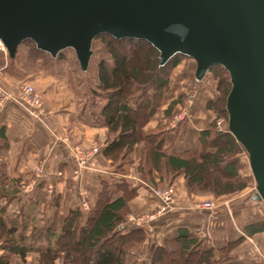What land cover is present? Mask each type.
Masks as SVG:
<instances>
[{
  "label": "trees",
  "instance_id": "1",
  "mask_svg": "<svg viewBox=\"0 0 264 264\" xmlns=\"http://www.w3.org/2000/svg\"><path fill=\"white\" fill-rule=\"evenodd\" d=\"M96 40L100 41V49L106 56L96 64V81L91 94H101L104 100L100 106L93 101L90 105L97 108L93 118L107 129L106 143L101 149L104 158L112 162L118 160L122 173L125 171L123 164L132 154L135 144L145 140L143 151L150 165L155 170L162 169L173 175L183 173L187 186L207 187L216 195L245 188L246 183L239 176L242 165L236 157L243 148L227 129H216L215 121L200 130L193 149L186 148L175 154L163 149L167 131L147 132L143 129L174 87L173 81L170 82L173 69L183 59L191 58L176 54L160 65L159 52L147 41L116 39L105 33L94 38L93 54ZM21 47L25 49L24 58L28 61H59L65 55L61 51L52 58L38 50L31 40H25L20 44L16 57L9 59V66L18 59ZM208 71L213 72L214 78L219 81L218 88H221L224 96L227 95L230 88L228 72L220 65H213ZM222 100L221 96L208 100L203 107L226 118ZM180 102L179 95L172 98L163 114L169 116ZM112 175L101 180V191L87 212L78 205L67 208L62 215L56 211L52 213L42 226L44 243L40 241L35 244L34 237L26 234L28 227L31 230L37 228L36 213L43 198L29 202L22 213L10 217L5 207H0V245L3 250L0 264H8L12 255L25 258L30 251L37 252L39 264H51L59 257L66 258L68 264H124V244L141 240L145 233L140 227L123 224L120 210L127 202L126 193L130 196L136 191L122 177L110 180ZM17 193L16 187H0V197L6 198V201L16 197ZM11 224L14 228L8 227ZM16 226L19 227L18 234L14 233ZM261 231H264V220L243 227L247 236ZM111 239L116 240V246L109 244ZM243 240L244 236H239L234 240H226L224 246L206 247L188 229L179 228L175 236L165 238L154 247L150 264H164V258L171 260L172 264H237V259H234L235 263L230 262L233 257L229 251ZM216 250L226 251L224 256L216 257Z\"/></svg>",
  "mask_w": 264,
  "mask_h": 264
},
{
  "label": "water",
  "instance_id": "2",
  "mask_svg": "<svg viewBox=\"0 0 264 264\" xmlns=\"http://www.w3.org/2000/svg\"><path fill=\"white\" fill-rule=\"evenodd\" d=\"M145 40L160 65L176 54L194 61L200 82L213 65L229 75L227 131L247 155L264 202V0H0V42L9 59L20 44L55 58L70 49L86 71L99 34Z\"/></svg>",
  "mask_w": 264,
  "mask_h": 264
},
{
  "label": "rangeland",
  "instance_id": "3",
  "mask_svg": "<svg viewBox=\"0 0 264 264\" xmlns=\"http://www.w3.org/2000/svg\"><path fill=\"white\" fill-rule=\"evenodd\" d=\"M94 49H95V53L92 55L86 71H81L79 69V65L75 59V55L73 51L70 49H66L64 51L65 55L63 59L59 61H53L48 59L46 60L36 59L33 61H28L25 60L24 58L25 49H23V47H21L20 49L21 51L18 59L14 63H12L11 69L12 71H17V76L23 79L22 80L23 82L19 86L28 83L35 88V86L29 81H31V79L36 74L41 72L46 74H51L53 76H61L66 80L70 90L74 94V97H76L75 100L80 98L83 100L84 104L82 108L84 113L82 115L84 119L89 120L97 109L96 107L95 109L94 106L90 105L91 101H93L94 103L96 102L100 106L104 100L101 97V94H98V96H93V94H91V91H93L92 89L96 81V64L100 58L106 56L103 50L100 49L99 40H96L94 42ZM4 55L5 53L3 54V56ZM193 76H194L193 60L187 58L183 59L173 69L170 78V82L173 81V84L175 86L176 83H178V89L173 91V87H172V90L168 94V95L174 94L175 97L179 95L180 101L182 102H180L178 105H176L173 108L169 116L163 114V110L166 108L169 102L168 103H166V101L161 102L159 106L156 108L154 115L144 125L143 129L145 131L148 132L150 130L152 131V130L164 129L165 131L168 132L167 127H171L174 117H177V115L179 114H183L184 119L182 121H178L173 126L172 129L176 128L177 131L180 132V136L182 137L188 136V138H190V136L192 137L194 135H196L197 137L201 129L206 128L207 126H209V124H211L214 121H215L216 129L221 131L227 129V114L225 118L224 116H222L221 114L219 115L216 111L212 109L210 110L204 107L197 108L199 104L205 105V103L208 100L217 99L219 96H221V99H223L222 104L225 106L226 95L224 96V94L221 91V88H218L219 81L214 78L212 71H208L200 82H196ZM224 86L225 85L223 84V88ZM81 90L83 93L80 92ZM36 91L39 94L37 89ZM40 101H41V97H40ZM194 110H197L199 113L196 118L192 114ZM207 113H209L210 117L212 118L208 117L207 119H205V115ZM199 117H203V118H201V120H198L197 118ZM190 123L191 125L189 126L193 130H189L187 128V125ZM53 139L56 142H60L61 144H63L64 149L66 150L68 156L71 158L73 162V169L71 175L65 177L62 181L59 176L58 177L54 176L53 178V176L47 175L45 170L46 161L45 159L41 158L40 160H37L35 162L33 170L31 171L30 179L33 180L34 184L36 185L37 181L40 178H42V176L45 175L44 178L46 181L43 180V183L45 185L42 187L41 191H39V196L43 198V201L45 203V205H43L44 208H49V210L52 211L54 209L53 207L54 205L57 204L56 206H58L57 200L59 194L56 192V190H58V186L61 187L60 183H66L67 188L70 189L69 190L70 193H68L67 198L70 199L69 196H71L70 200L75 199L78 202V204L81 206V208L84 210V212H87L91 208V205L95 203V200L102 188V184L99 183L98 192L92 194L88 189L86 182H84L85 173L88 170L99 167L95 160L96 152H94L92 149L86 148L85 146L82 145L81 142L74 141L72 139V136L69 135V133L67 132L56 133ZM142 141L145 142V140ZM144 142L135 144L132 154L123 164L125 171H122V173L119 167L118 160H114L112 162L105 158L106 161H108L107 167L111 169V174L113 173L110 180H118L119 177H122L128 183V186L133 187L134 191H136L133 192V194L130 196H128V194L126 193L127 202L125 206H123L120 210V215L124 219L123 224L128 226L140 227L141 229H143L145 233L144 237L141 240L129 241L126 244H124L123 247L125 250L124 261L128 255H133L134 257H136L134 251L131 248L133 244L146 243L148 239L147 231L151 227L150 223H152L158 217L167 216L171 214V212H173L175 209L178 208L179 200L183 199V196L187 200H189L190 210L194 211V213L201 212L203 210L215 211L216 215H219L223 219H227L230 224L229 225L230 227L228 229L229 230L228 234H226L227 236L224 238L222 244H219L217 246L210 245L208 236L205 237L197 236L201 240L202 245H205L206 247L216 248L221 245L224 246L226 244L225 243L226 240H234L238 238L236 236L239 234V229L243 230V227L245 225L256 222L253 221L254 219H259L257 221L264 220V202H257L251 199V196L254 192L255 182L249 168L247 155L244 150L237 153L236 157L239 158L242 165L239 169V176L246 183L245 188L238 191H234L229 194L216 195L210 188L207 187H200L197 185L187 186L185 181V176L183 173H178L173 175L162 169L155 170L150 165V162L147 159V157L144 155L145 154L143 151ZM164 146H165V142L163 145V149ZM37 167L41 169L40 172L36 170ZM114 175L115 177H113ZM138 189H142L145 192V194L142 195V198H144L145 200L157 202L156 207L154 209L148 211L137 210V208L135 207L136 205L133 202H135L134 200H136L139 196ZM64 199L63 202L66 201ZM206 202L212 204V207L208 209H203L202 204ZM239 203H243V205L245 204L244 207L237 208L234 211V207H236ZM82 205L84 206V208L82 207ZM66 210L67 209H61V210L54 209V212L56 211L58 215H62L65 213ZM43 211H44L43 213L40 212H38L39 214L36 213L38 220L36 221L41 223H36L37 228H34L33 230L29 228L30 230L28 232V234H30L31 237L32 236L34 237L33 239L35 240L33 241L35 242V244H38L40 241H42L43 243L45 242L44 240H42L43 225L41 224L44 220H45L44 223L47 220V216L45 213L47 210L43 209ZM243 221L244 222L250 221V222L243 225ZM8 227L14 228L12 224L8 225ZM18 232H19V227L16 226L14 229V233L18 234ZM176 233L174 234V236L176 235ZM243 234L245 235L244 232ZM33 241L31 240L30 242ZM109 244H112L111 246H116V240L111 239L109 241ZM155 246H153L151 250L150 258ZM0 249H1V245H0ZM253 249L255 250L256 255L258 256L261 255L259 249L257 248H253ZM225 251L226 250L224 251L216 250L215 256L216 257L224 256ZM2 252L3 250L1 249V254ZM28 253H29L28 254L29 259H26V256L25 258L19 256L17 259L16 257H14L17 255H12V257L9 258V263L39 264L38 263L39 255L37 254V252L30 251ZM229 254L231 257H233V259L230 262L235 263L237 261V264L242 263L241 260L243 259L248 260V258H251L252 255L251 251L249 250V247L245 245L244 240L241 243L234 246L233 248H231ZM89 258H91V256H89ZM150 258H149V264H150ZM234 259L237 260L235 261ZM51 264H68V260L66 258L63 259L59 257ZM164 264H172V261L167 260V258H164Z\"/></svg>",
  "mask_w": 264,
  "mask_h": 264
},
{
  "label": "crops",
  "instance_id": "4",
  "mask_svg": "<svg viewBox=\"0 0 264 264\" xmlns=\"http://www.w3.org/2000/svg\"><path fill=\"white\" fill-rule=\"evenodd\" d=\"M3 54L4 52H2V64L0 65V187H16L18 193L9 201L0 197V207L4 206L10 217L13 214L22 213L29 202H35L41 198L39 191L45 185L43 183V180L46 181L45 175L37 181L36 185L30 179L35 162L41 158L46 161L47 175L53 176V178L59 176L61 181L71 175L73 162L63 144L53 139L56 133L67 132L74 141H79L86 148L96 152L95 160L99 167L88 170L84 175V182L92 194L98 192L101 180L107 179L111 175V169L107 167L108 161L101 153L107 138L106 127L93 118V115L89 120L83 118L82 107L84 102L81 98V100H75L76 97H74L64 78L43 72L36 74L29 81L38 90L42 103L41 114L32 113L15 99L23 79L17 76L16 71H12L11 66H9V58L6 53L4 56ZM177 89L178 83L176 86L174 85L173 91ZM80 92L83 93L82 90ZM174 97V94L166 95L164 101L168 103ZM203 106V104H199L197 108H203ZM209 113L205 115V119L210 117ZM192 114L196 118L199 113L194 110ZM201 118L203 117L197 119L201 120ZM189 125L191 123L187 125V128L193 130ZM167 128L164 146L167 153L175 154L186 148H194L196 135L190 136V138L188 136L182 137L176 128ZM60 184L61 187L58 186V190H56L59 194L58 206L54 205V209L61 210L78 206L79 204L75 199L70 200L71 196H69L70 199L67 198L68 193H70L67 184ZM138 194V198L133 202L137 210L148 211L156 207L157 202L142 198V195L145 194L142 189H138ZM63 199L66 201L63 202ZM43 205H45L44 201L40 202L38 212L43 213V209L47 210L45 213L48 218L54 209L50 211ZM178 205V208L171 214L158 217L150 223L151 227L147 231L146 243L133 244L131 248L136 257L128 255L124 264H149L153 246L161 243L164 238L173 237L179 228H186L198 237L208 236L211 246L222 244L230 227L227 219L221 218L216 215L215 211L210 210L194 213L190 210L189 200L184 196L183 199L179 200ZM244 205L239 203L234 207V211L244 207ZM38 212L37 214H39ZM257 220L259 219L253 221ZM37 221L36 223H41ZM44 221L41 225L44 224ZM249 222L243 221V225ZM29 230L28 227L26 234ZM242 235H244L243 230L239 229V234L236 237ZM244 243L249 247L252 255L248 260L243 259L242 261L247 262V264H264V231L252 236L244 235ZM253 248L259 249L261 255H256ZM28 254L26 259H29ZM14 257L18 259L19 255Z\"/></svg>",
  "mask_w": 264,
  "mask_h": 264
},
{
  "label": "built area",
  "instance_id": "5",
  "mask_svg": "<svg viewBox=\"0 0 264 264\" xmlns=\"http://www.w3.org/2000/svg\"><path fill=\"white\" fill-rule=\"evenodd\" d=\"M0 51L5 53V49L3 48L1 42H0ZM1 93V92H0ZM2 95V94H1ZM15 99L23 104L25 107H27L32 113L35 115L41 114V101L39 94L37 93L36 89L28 83H25L21 86H19L17 95ZM184 119L183 114L177 115V117H174L173 123L171 124V127H173L178 121H182ZM37 171H41L39 167L36 168ZM84 208V206L82 205ZM212 207V204L206 202L202 204L203 209H208Z\"/></svg>",
  "mask_w": 264,
  "mask_h": 264
}]
</instances>
